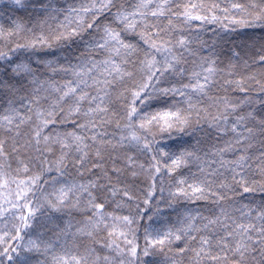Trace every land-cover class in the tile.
Returning a JSON list of instances; mask_svg holds the SVG:
<instances>
[{
  "label": "snow or ice",
  "instance_id": "snow-or-ice-1",
  "mask_svg": "<svg viewBox=\"0 0 264 264\" xmlns=\"http://www.w3.org/2000/svg\"><path fill=\"white\" fill-rule=\"evenodd\" d=\"M223 2L7 0L0 264H156L157 254L163 264H264V199L246 198L264 193V37L225 63L193 34V21L264 30V0ZM173 133L195 142L165 150L158 137ZM189 165L197 171L172 176ZM181 199L206 207L179 226L144 227L141 248V222ZM38 213L63 227L35 230Z\"/></svg>",
  "mask_w": 264,
  "mask_h": 264
},
{
  "label": "trees",
  "instance_id": "trees-1",
  "mask_svg": "<svg viewBox=\"0 0 264 264\" xmlns=\"http://www.w3.org/2000/svg\"><path fill=\"white\" fill-rule=\"evenodd\" d=\"M61 3H65L66 0H60ZM67 2H72V0H67ZM221 7L224 6L223 0H220ZM7 4V0H0V9H4L5 5ZM10 7V6H9ZM11 13L5 14L3 17H0V23H3L5 27L9 26L8 21V15ZM16 16L21 18L24 23L28 24L29 26L35 25L37 20L36 18H30L28 14L26 13H16ZM200 25L199 21H193V34L195 35L197 32L200 36V39L207 42V45H211L215 47V50L220 54V59L227 63L228 59L231 57L233 49L236 51H240L241 55H253L256 48L259 46L260 38L264 37V30L261 29H240L238 28L235 32L229 31L224 32L222 29H220L217 25H204L201 28H197V26ZM197 45L194 44L193 47H196ZM239 70V69H238ZM4 96L0 94V108L4 106ZM154 111L155 109H149ZM22 131H26V129H22ZM7 139V137H3ZM160 139V146L164 147L165 150L176 152L177 154L179 151L189 146L190 143H194V140H191L190 137L185 135H177L173 133L171 137H169L167 134H165L162 138L158 137ZM11 140L8 141V144L6 145L7 150L11 151ZM23 143V141H21ZM22 151H24L22 149ZM129 155H132L135 157L137 163H146L149 160V157L147 155H140L135 150L128 152ZM166 159V158H164ZM123 166V165H121ZM15 167V165H13ZM189 169L191 172H196L197 168L195 165H189V168H180L175 173L172 174V176L178 177L181 173L187 176L189 174ZM165 181V188H167V183L169 180L168 176H165L163 173L161 174ZM122 179L129 184H133L135 187H142L143 184L141 183L142 177L137 178L135 181H133V178L131 177V174L126 172ZM13 191L12 195L9 196V198H13L15 192ZM167 195V191L164 193ZM9 195L7 192H0V202H3V196ZM39 195V194H37ZM247 199L255 200L256 202H259L261 199H264V193L257 192L255 194H247ZM114 205L108 207V211H113ZM206 207L205 202H196L191 203L185 200H179L174 202L173 208L165 209L163 218L157 219L153 218L152 221H148L147 218H145L144 221L141 222V225L139 227V230L137 232V243L142 248L144 247L145 241H144V227L151 225V228L154 229H160V230H166L169 227H172L173 225L179 226L178 220L182 219L186 210H193V209H199L204 210ZM130 209L128 207H124L123 209L117 211L116 214L118 215H127L129 213ZM206 214V213H205ZM65 217V221H66ZM76 219H82L80 216H76ZM62 221H52L51 223L47 221L44 217L40 216V214H37V220L34 222L33 228L35 230L39 231H46L49 228H53L56 224H60L61 227H63ZM32 231V230H30ZM99 239V238H98ZM85 246H91L92 242L83 239L80 241ZM97 248L100 247L99 244L95 245ZM106 254V253H101ZM156 261V264H163V255L157 254L154 258Z\"/></svg>",
  "mask_w": 264,
  "mask_h": 264
}]
</instances>
